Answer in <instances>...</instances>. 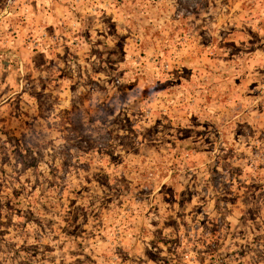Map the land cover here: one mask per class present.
Wrapping results in <instances>:
<instances>
[{"label":"rangeland","instance_id":"374dc122","mask_svg":"<svg viewBox=\"0 0 264 264\" xmlns=\"http://www.w3.org/2000/svg\"><path fill=\"white\" fill-rule=\"evenodd\" d=\"M0 264H264V0H0Z\"/></svg>","mask_w":264,"mask_h":264}]
</instances>
